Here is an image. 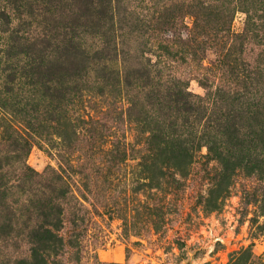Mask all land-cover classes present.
I'll use <instances>...</instances> for the list:
<instances>
[{
	"label": "trees",
	"instance_id": "16d2710c",
	"mask_svg": "<svg viewBox=\"0 0 264 264\" xmlns=\"http://www.w3.org/2000/svg\"><path fill=\"white\" fill-rule=\"evenodd\" d=\"M198 1L190 0L191 11L182 15L179 6L168 4L137 13L125 0H0V107H6L3 97L15 95L16 113L28 114L29 106L36 114L26 123L27 133L11 140L0 135V146L7 145L11 156L0 161V174L18 165L11 180L0 184V212L10 215L17 207L33 256L49 242L62 243L66 215L85 208L70 177L90 169L106 180L127 157L124 153L113 165L79 167L58 152L57 168L42 173L20 162L30 151L29 135L39 138L65 117L90 79L99 97L121 99L114 123L137 125L136 144L147 148L149 160H162V179L178 185L194 158H227L253 179L244 186L245 196L259 202L264 192V0H209L213 4L207 8L219 6V11L206 20L196 12L205 6ZM239 7L244 27L234 33L231 21ZM180 67L188 68L202 96L189 90ZM94 179L95 187L99 179ZM244 253L232 255L229 264L242 263ZM256 259L262 262L264 253Z\"/></svg>",
	"mask_w": 264,
	"mask_h": 264
},
{
	"label": "rangeland",
	"instance_id": "374dc122",
	"mask_svg": "<svg viewBox=\"0 0 264 264\" xmlns=\"http://www.w3.org/2000/svg\"><path fill=\"white\" fill-rule=\"evenodd\" d=\"M189 1L125 0L137 13L143 7L157 10L168 4L179 6L182 15L191 11ZM199 1L205 4L197 8L199 16L215 19L219 6L208 9L206 5L213 1ZM191 20L185 18L188 24ZM244 20L245 13L237 8L231 21L234 33L242 31ZM86 45L94 46V42L86 40ZM188 71L177 70L188 79L189 90L202 96L204 90ZM82 88L84 95L63 112L65 117L47 127L41 137L29 135L31 148L20 162L24 160L42 173L48 167L57 168L58 152L79 167L113 165L124 153L127 157L111 169L106 180L95 177L90 169L70 177V187L86 209L66 215L63 242H49L41 254H31L29 232L15 212L17 207L10 215L0 212V236L9 232V237L0 239V264H229L232 255L243 251L240 264H258L256 258L264 253V192L258 195V203L245 196L244 186L248 188L253 179L241 175L238 164L227 158L204 162L196 157L186 166V176L178 177L179 184L171 185L160 175L162 160H149L147 148L136 144L140 138L137 125L114 123L121 99L111 101L108 94L99 97L91 79ZM3 101L0 135L11 140L18 133H27L26 123L36 117L31 107L27 106L28 114L16 113L15 95L3 97ZM93 119L97 124L89 122ZM7 148L0 146L2 164L11 157ZM17 166L4 167L0 184L11 180ZM94 178L99 179L95 187ZM16 196L13 193L12 198Z\"/></svg>",
	"mask_w": 264,
	"mask_h": 264
},
{
	"label": "water",
	"instance_id": "95a60500",
	"mask_svg": "<svg viewBox=\"0 0 264 264\" xmlns=\"http://www.w3.org/2000/svg\"><path fill=\"white\" fill-rule=\"evenodd\" d=\"M184 264H190V261L185 262Z\"/></svg>",
	"mask_w": 264,
	"mask_h": 264
}]
</instances>
